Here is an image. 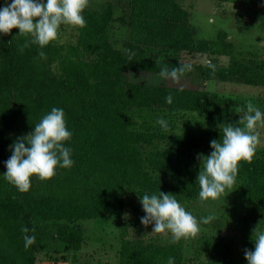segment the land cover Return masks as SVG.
Wrapping results in <instances>:
<instances>
[{"label":"trees","instance_id":"trees-1","mask_svg":"<svg viewBox=\"0 0 264 264\" xmlns=\"http://www.w3.org/2000/svg\"><path fill=\"white\" fill-rule=\"evenodd\" d=\"M83 15L87 24L78 26L74 43L52 41L41 48L31 36L18 35V28L0 33V264H36V240L25 247L22 231L27 227V235H34L33 221L61 223L53 238L63 251L77 253L84 241L77 222L120 217L126 191L140 198L160 189L175 194L180 203L199 198L197 176L203 165L198 154L211 153L210 141L222 138L230 109L238 104L208 91L206 84L264 87V60L229 55L230 44L222 36L198 37L180 0H126L118 16L107 2L100 9L85 8ZM114 23L128 29L122 49L110 39ZM183 55L210 59L203 65ZM219 56H228L229 64L218 65ZM184 64L192 70L179 80L160 75L164 65ZM169 93L171 104L165 100ZM53 106L65 110L73 131L65 144L75 163L57 168L50 179L33 176L30 189L21 192L2 175L9 145L30 133ZM143 111L198 112L205 116V128L200 136L171 126L164 131L157 118L152 119L155 124L142 119L135 128L133 120ZM231 188L245 203L242 217L230 221L242 232V254L238 259L214 258L208 251L221 252L226 244L218 236H202L196 240L208 258L198 264H247L244 251L254 248L253 229H264V157L255 153L251 162L240 161ZM140 217L122 223L118 264H167L168 257L184 264L183 239L146 240ZM213 223L225 224L220 216Z\"/></svg>","mask_w":264,"mask_h":264},{"label":"rangeland","instance_id":"rangeland-1","mask_svg":"<svg viewBox=\"0 0 264 264\" xmlns=\"http://www.w3.org/2000/svg\"><path fill=\"white\" fill-rule=\"evenodd\" d=\"M107 2L114 6V14H121L122 3L126 0H88L87 9H100ZM181 5L190 14V25L195 29L197 36L205 39H216L222 36L224 42L230 44L231 56L238 58H252L264 60V0H180ZM78 26L64 24L60 27L59 35L53 42L58 45L74 43L77 38ZM128 29L114 23L110 29V39L115 48L122 49L123 41L127 37ZM184 60L206 64L210 57L199 55L190 58L183 55ZM228 56L217 57V64H229ZM208 91H216L221 95L230 96L237 101V105L230 109L229 123L243 127V117L247 111L248 101L264 110V87L243 85L235 82L206 84ZM165 118L175 132H190L202 135L205 128L204 114L193 111L171 112H138L133 120V126L140 127L142 119L155 124L152 119ZM260 137L256 148V155L264 157V122H258L254 130ZM11 153H8L6 160ZM6 172L5 165L2 168ZM125 208L120 217L106 215L97 219L78 221L84 231V241L77 253L65 252L62 245L54 239V232L61 223L33 221V234L37 243L35 253L36 264H118V251L121 239L123 222H132L141 214L145 215L140 198L130 191L124 194ZM198 219L214 215L220 216L225 222L224 227H217L213 221L201 224L200 231L195 236L182 237L185 261L184 264H198L208 258L201 244L196 240L202 236H218L226 244L225 250L216 252L209 250L214 258L229 257L238 259L242 254V232L233 228L231 220L240 219L244 213V199L235 188L225 191L219 198L181 203ZM125 214H130L127 217ZM227 220V221H225ZM235 222V221H234ZM140 231L145 234L148 241L169 243L173 236L171 233H152V225H139ZM128 230L132 234L133 230ZM56 262V263H55Z\"/></svg>","mask_w":264,"mask_h":264},{"label":"clouds","instance_id":"clouds-1","mask_svg":"<svg viewBox=\"0 0 264 264\" xmlns=\"http://www.w3.org/2000/svg\"><path fill=\"white\" fill-rule=\"evenodd\" d=\"M87 4L88 0H3L0 5V33L8 34L13 28H18V35L31 36L32 43L43 48L58 38L62 24L85 27L87 21L83 12ZM39 55L44 56L45 53L41 51ZM191 70V64L171 69L164 65L160 75L179 80ZM165 100L171 104L172 94L169 93ZM246 108L243 127L228 123L222 129V138L220 136V139L210 141L211 153L198 154L203 165L197 176L201 200H215L224 194L236 182L240 161L251 162L256 153L261 141L254 130L258 122H264V110L252 101L247 102ZM157 123L164 131L168 130L169 123L165 118H158ZM72 136L64 108L53 106L30 133L17 137L9 145L11 155L4 161L6 172L2 175L19 191L25 192L30 189L33 176L41 180L50 179L57 168H71L75 161L65 141ZM140 202L145 213L140 217L141 223L146 226L151 224L152 233H171L174 240L195 236L202 223L207 224L215 219L214 215L198 219L186 210L175 194L160 189L158 194L145 192L140 196ZM128 215L125 214L126 217ZM22 231L25 233V247H28L35 242V236L27 235V227ZM252 240L254 248L244 251L247 264H264V229L257 225L253 229ZM167 264H175V258L168 257Z\"/></svg>","mask_w":264,"mask_h":264}]
</instances>
